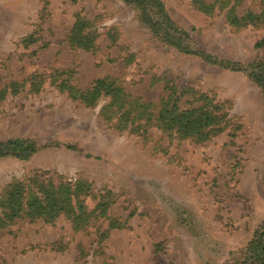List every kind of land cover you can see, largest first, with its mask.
Listing matches in <instances>:
<instances>
[{"label": "rangeland", "instance_id": "obj_1", "mask_svg": "<svg viewBox=\"0 0 264 264\" xmlns=\"http://www.w3.org/2000/svg\"><path fill=\"white\" fill-rule=\"evenodd\" d=\"M160 1L183 38L167 40L126 0H0V142L36 147L0 157V200L14 182L40 195L36 178L87 188L79 225L8 207L0 264H255L264 95L250 72L264 65V0ZM78 17L91 49L70 40ZM102 78L122 89L115 102L88 94ZM196 107L201 123L206 111L218 119L203 136L186 133Z\"/></svg>", "mask_w": 264, "mask_h": 264}, {"label": "trees", "instance_id": "obj_2", "mask_svg": "<svg viewBox=\"0 0 264 264\" xmlns=\"http://www.w3.org/2000/svg\"><path fill=\"white\" fill-rule=\"evenodd\" d=\"M126 1L129 3L133 2L137 5L140 10V18L144 22L150 23L151 27L155 31L164 29L163 37L167 38V40L172 41L181 39L184 35H187L186 32L181 31V34L178 36V38L175 36L176 31L178 30L173 28V23L167 16L160 0ZM95 39V34L90 30L88 21L82 17H78L70 31L71 42L74 41L78 46H81L85 49H91L94 45ZM263 44L264 41L258 43L259 46ZM193 53L200 56L205 61L218 63L223 67H230L231 69H238V63L236 62L216 60L210 55L203 54L202 52ZM250 77L260 86L264 95V65L255 64L254 68L250 72ZM106 80V78L97 79L94 82L95 86L92 87V90L89 91L88 94H90L92 97H95L98 94L103 93L104 95L109 96L113 102H115L122 89L118 86H113L112 82H108ZM141 105L145 106L144 103ZM105 108H107V106L104 107V109ZM200 113H203L202 108L196 107L191 111L186 112V116H183L185 119H190H186V133H188V131L195 132L203 136V128L210 125L212 121L218 120L216 115L212 116L210 112L206 111L204 113V117H206L205 119H209V117L212 118L201 123L200 119L202 118L200 117ZM218 118L220 117L218 116ZM181 121L185 122L183 118ZM184 125L185 124H183V126ZM66 147L72 148L70 145ZM35 150L36 147L34 142L29 139L10 138L6 141L0 142V157L6 155H15L26 158ZM43 180L40 181L37 178L34 179V182L39 183L38 192L41 194L39 195L34 193L32 196H30V198L26 197L24 191V189L26 190V186L22 182H14L7 188L4 198L0 200V208L2 207L1 214H3L0 216V225L8 222V218H11L12 216H18L20 214L27 215L31 219L43 218V220L46 222H51L59 214H64L78 225L86 219L87 214L85 213V209L82 204L83 199L79 198V195L87 190L83 181L76 180L72 182L61 180L55 184L50 180L47 182ZM43 182H45V184ZM73 202H75V205ZM8 207H11L10 213H12V216L8 213ZM115 226L117 225L110 224L109 228ZM246 252H249L248 259H252L250 263L264 264V227L260 232L255 233V237L248 244Z\"/></svg>", "mask_w": 264, "mask_h": 264}]
</instances>
